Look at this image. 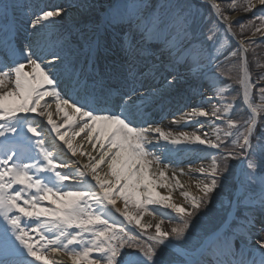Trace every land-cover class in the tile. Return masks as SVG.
I'll return each mask as SVG.
<instances>
[{"label": "snow or ice", "instance_id": "6c2138e0", "mask_svg": "<svg viewBox=\"0 0 264 264\" xmlns=\"http://www.w3.org/2000/svg\"><path fill=\"white\" fill-rule=\"evenodd\" d=\"M225 2L226 10H222L216 0H212L211 7L217 23L224 24L225 31L231 36L236 34L232 31L228 12L252 13L247 22L243 18L234 22L241 34L247 30L251 36L245 37L247 44L244 39L239 40L238 50L230 51L228 56L236 57L238 51L247 53L250 47L264 43V0H243L239 5L237 0ZM12 7L0 0V18L6 19ZM64 14L63 7L32 13L23 23L35 40L23 51L13 46L15 26L0 25V47H6L10 52L5 59H0V137L6 144L13 143L8 141L9 135L25 136L30 142L36 138L31 149L35 155L25 158L23 152L7 146L0 152V264H18L9 258L13 249L23 250L42 264H64L56 259L60 254L67 256L71 264H212L210 260L188 258L180 251L179 243L176 245L177 261L169 248L173 241L187 243L194 213L211 204L212 194L228 171L227 161L244 156L249 172L259 171L264 178V149L258 158L251 152L257 117L264 113V74L259 75L254 84L247 58L241 57L238 83L250 115L240 127L236 121L226 120L228 130L224 136H233L232 130L236 129V139L232 141V150L220 154V160L213 156L207 168L192 169L188 165L190 170L205 175V180L197 181L200 195L191 196L190 210L172 202L171 190L174 187L184 189L178 176L184 175L185 169L178 167L179 162L172 161L169 156L186 152L193 146L220 149L224 143L221 136L217 134L212 140L207 134L173 132L139 120L141 105L152 95L140 90L144 71L139 64L145 62L147 68L146 61L150 57L143 54L145 50L139 45L128 47L123 36L108 33L111 20L107 21L103 32L97 29L89 33L78 29L81 39L76 41V48H72L68 40L63 43L58 40L46 49L41 48L42 33ZM180 19L186 34L195 33L200 21L190 7L186 13L181 11ZM257 20L259 25L255 23ZM209 32L212 35L208 39H215L212 28ZM257 35L259 41L254 39ZM110 53L118 56L119 64L113 61L99 70L98 65L108 60ZM17 56L23 59H17ZM113 78L123 82L115 100L108 84ZM65 80L69 89H78L76 98L61 90L60 83ZM166 82L170 87L175 83L174 79ZM257 85L259 104L254 102L252 93ZM224 91L221 88L217 95L223 97ZM45 97L52 99L56 113H63L61 123L53 119V104L45 101ZM109 104L113 107H108ZM228 111L227 104L223 113L220 107H213L210 112L203 107H192L182 118L188 122L209 116L223 120ZM77 114L79 119L74 121ZM37 118L46 119L55 138L66 146L71 157L87 156V162L82 159L58 160L54 151L45 147L43 132L34 122ZM73 124L78 130H73L71 136L67 130L61 131L62 127ZM82 133L81 141L74 143V138ZM261 138L264 139V132ZM85 141L91 145L90 151L84 148ZM73 164H76L75 168ZM161 188L169 194H162L158 190ZM180 195L187 200L190 193L185 189ZM118 201L122 202L123 208L117 206ZM44 202H48V206ZM151 205L170 209L177 214L178 222L165 229L166 217L150 208ZM113 211L129 223L135 221L142 229L154 227V234L141 242L139 237L109 218ZM145 216L156 222L141 224ZM167 219L171 224L174 217ZM254 223L249 220L246 227L254 226ZM39 241L43 243L38 246ZM208 248L231 251L232 243L227 235H218L209 239ZM260 248L259 264H264V241L260 242ZM232 254L236 255L235 252ZM240 257L235 261L219 260L217 264H255L254 260L244 259L242 253Z\"/></svg>", "mask_w": 264, "mask_h": 264}, {"label": "rangeland", "instance_id": "374dc122", "mask_svg": "<svg viewBox=\"0 0 264 264\" xmlns=\"http://www.w3.org/2000/svg\"><path fill=\"white\" fill-rule=\"evenodd\" d=\"M49 1L53 2V0ZM59 1L63 3V1ZM208 1L212 3V0ZM3 2L13 7L9 9L6 19L0 18V25H14L13 18L15 10L23 6L29 8L33 6L32 0H3ZM96 2L100 3L99 7L102 9L100 24L97 25L93 20H87V18L74 19L71 22L73 25H77V33L75 34H80L78 29H85L89 33L97 29L103 32L107 26V21L111 20V26L107 27L108 33H111L113 36H123L128 47L139 45L143 49L144 46L136 42L133 32L127 34L126 31L129 28H132V31H134V29L140 27L150 36L147 47L144 48V50L148 51L146 56L150 57L146 61L150 67L152 65H160L162 57L159 58V54L156 53L157 46L165 45L164 51L167 56L174 55L177 60L168 67V71L164 74L166 81L170 79L175 80V74L180 73L179 67L186 68L192 75V85H194L192 87L195 90L194 94H188L187 92L188 98H190L189 100L192 103L198 104L201 102L198 107L207 108L208 106L211 110L213 107H220L222 113L224 105H229L228 114L223 120H217L212 116L206 119V123L212 132L213 140L219 134L224 143L221 144L220 149L206 148V153L204 154L205 160L210 165L213 156L217 160H220V154L232 150L234 147L232 141L236 139V129L232 130L233 136H224V132L228 130L226 120L232 119L236 121L237 127H240L250 115V110L243 101L242 89L238 83L240 59L246 56L250 78L254 84L258 76L261 75L257 74V72L261 68L264 69L262 67L264 66V43L250 47L247 53L238 51L236 57L228 56L230 51L238 50L239 40L244 39L245 44H247L248 40L245 37L251 36V32L247 30L241 34L239 27L234 22L241 18L247 22V19L252 17V13H244L239 10L228 12V15L231 17L232 31L236 34L235 36H231L225 31L224 24L217 23L214 9L205 0H96ZM216 2L220 4L222 10H226L227 5L225 0H216ZM242 2L243 0H237L238 5ZM87 5L82 0H66L65 4H63L64 9H74L76 15L83 14V9ZM189 7L196 13L200 23L195 33L188 32L186 34L183 30L180 16L181 11L185 10L186 13ZM255 23L259 25L260 22L257 20ZM209 28H212L216 34V38L213 40L208 39L212 35L209 32ZM254 39L259 41V35L254 37ZM154 55L156 57L152 59ZM226 56L228 57L227 59H225ZM4 58L5 53L0 48V59ZM117 59L115 58L114 61L119 64V60ZM112 63L113 61H110V64ZM258 87L259 85L252 89L253 100L257 104L260 103ZM221 88L225 89L223 97L217 95ZM204 95L207 98L201 101ZM155 103L156 107L149 111V117L151 116L153 119L158 117L159 120L157 119L156 121H164L167 117L174 120L175 117H178L177 114H174L160 118L158 114L168 112L169 107H166L167 103L165 102L160 103L155 101ZM109 107L111 108V106ZM164 114L166 115V113ZM262 132H264V113H261L257 117V127L254 130L251 140V152L257 158L262 149H264V139L261 138ZM27 135L30 136L31 134ZM7 139L13 143L6 144L5 139L0 137V152L7 146L15 147L18 152H23L25 158L29 155L36 154L31 150L36 139L35 137L32 138L31 142L22 135H9ZM225 144L227 147H225ZM45 147H47L46 144ZM236 150L239 152V149ZM227 163L229 165L228 171L220 181L219 187L212 194L211 204L202 206L194 213L187 243L183 244V242L173 241V245L181 244L180 249L184 250L188 258L194 257V251H197L210 235L220 231L228 221L230 213L235 210L227 228L220 231V236L227 235L231 240L232 250H209L207 248L206 254L199 260H210L212 264H217L219 260H238L241 258L240 254L242 253L244 259L249 261L254 260L255 264H259L262 258V249L254 241V228L257 227L258 218L260 219L263 217L261 215L264 214V203H262L264 201V178L261 177L259 171L256 173L249 172L244 156H240L235 160H229ZM177 166L182 168L184 166L183 161H179ZM234 201H236V204ZM44 204L48 206L46 202ZM149 207L155 208L162 216L166 217L164 222L165 229L178 222L177 214L170 209L157 205H151ZM188 208L190 209V205ZM170 216L174 217L171 224L167 219ZM109 218L116 220L123 227L127 225L124 217L114 211L110 214ZM249 220L255 222L254 226L246 227L247 221ZM132 223L135 222L133 221ZM136 226L137 229L128 227L126 231L133 236L139 237L141 242L147 241V236L155 232L154 227L142 229L140 226ZM33 235L34 239L38 240V237H35V234ZM47 235L51 236L52 233H48ZM42 243L43 241H39L38 246ZM0 247H2V244H0ZM169 252L176 256L178 261V251L170 247ZM232 252H235L236 255H233ZM16 254L27 255L23 250L13 249L11 255Z\"/></svg>", "mask_w": 264, "mask_h": 264}, {"label": "bare ground", "instance_id": "6f19581e", "mask_svg": "<svg viewBox=\"0 0 264 264\" xmlns=\"http://www.w3.org/2000/svg\"><path fill=\"white\" fill-rule=\"evenodd\" d=\"M63 3H61L59 0H53V2H50L49 0H32V7H22L19 9H16L14 12V32H13V46L18 51H23L24 47L26 45L32 44L35 40V37L32 36L31 30H25L26 26L24 25V21L31 17L32 13H39L42 10L52 9L56 7H62L63 4H65L66 0H61ZM86 2L88 5L85 6L83 9V14L76 15L74 9H67L65 8V14L62 18H56V21L54 25L46 32L42 33L44 36V39L40 41V47L41 48H47L50 47L53 43H56L58 40L60 43H63L64 40L69 41V45L72 48H76L77 44L76 41L81 39V34H75L77 25H73L71 21L74 19H83L87 18V20H93L97 25L101 22V8L99 7L98 2L96 0H82ZM209 2L208 0H205ZM211 4V2H209ZM64 8V6H63ZM69 29H71V33L69 34ZM141 30V31H140ZM127 34H131L133 32V35H135L136 42L140 43L141 46L147 47V44L149 42V35L146 31L141 29L140 27H137L132 31V28L126 29ZM139 33V34H138ZM138 38H137V37ZM4 53L5 58L6 55H9L10 52L6 47H0ZM143 48V49H144ZM165 45L157 46L156 53L159 54L158 57H162V60L160 61V65H152L151 67L148 65L147 68L144 67V62H140L139 67L144 71V76L142 77V84L143 87L140 89L143 92H150L152 95L141 105L140 111L138 113V118L140 121H146L151 122L157 125L162 126L165 128V130L171 129L173 132H180V131H186V132H196L197 134H207L209 139L213 140L212 132L210 131V127L206 123L207 117H196L191 122H188L186 119H183L185 113L190 111L192 107H198L199 102L192 103L190 98H188V94H194L195 90L192 86V75L187 71L186 68L179 67V74H175V83L173 86H169L166 83V79L164 78V74L168 71V67L174 63L176 58L174 55L167 56L166 52L164 51ZM148 51H144V55H146ZM44 53H41L43 55ZM156 57L155 55L152 56V59ZM4 58V59H5ZM74 58V57H73ZM115 58H118L114 53L109 54V59L106 61H102L100 65H98V69L102 70L105 64H110V61H114ZM17 59H23L22 56H17ZM119 60V58L117 59ZM116 60V61H117ZM174 66V65H173ZM28 70V69H26ZM264 69L261 68L257 72V74H263ZM181 74V75H180ZM122 80L118 78H113L108 81L109 86H111L112 92H113V99L115 100L118 98L119 92L118 90L122 88ZM60 88L63 92H68L69 95H71L73 98H76V92L78 89L71 88L69 89L66 80L62 81L60 83ZM117 89V90H116ZM154 89V90H152ZM253 92V90H252ZM155 93V94H154ZM207 98L206 95H204L201 99V101H204V99ZM158 101L160 103H167L166 107H169L168 112L166 115L161 112L158 114L160 118L167 117L169 115L177 114V118L175 117V121L177 123H173L172 119L167 117L164 121H156L159 120L158 117L151 118L148 114L149 111L156 107L155 101ZM45 101L48 103L53 104V119L59 124L63 120V113H56L55 111V104L52 101L51 98L45 97ZM45 101H42L44 103ZM177 101V102H176ZM190 101V102H189ZM139 103V102H138ZM112 104H109L108 107ZM188 106V107H187ZM185 107V108H184ZM189 108V109H188ZM187 109V110H186ZM209 112L211 111L210 107L207 106L205 108ZM67 111V109H65ZM71 115V113H69ZM34 115V114H30ZM75 120H78V114L74 118ZM40 126V129L43 132V137L45 140L46 146L54 151V154L58 160H64V161H76L77 159H82L84 162H87L88 157L85 156L83 158L78 157H71V154L67 151L66 146H62V142H60L58 139L55 138V133L51 131V126L47 124L46 119L44 118H37L35 121ZM199 122V123H198ZM200 124L203 126L201 127ZM68 131L69 136L72 135L73 130H78V128H75V125H69L66 128L62 127L61 131ZM84 134L82 133L80 137H75L73 142L77 143L81 141ZM67 138V137H66ZM84 148L87 150H91V145L85 141L83 144ZM206 153V147L205 146H199V147H191L186 152H180V153H172L169 156V159H171L174 162L183 161L184 166L182 168L185 169L184 175H179L178 179L180 182L184 185V189H180L179 187H174L171 190V196H172V202L183 205L185 207H188L191 204V196H199L200 193L196 187L197 181H203L205 180V175L201 174L196 171H192L188 168V165L190 164L192 166V169L199 168L201 166L205 167L209 165V163L205 160L204 154ZM95 155V152L92 153ZM76 167V164H73V168ZM241 169V167H240ZM65 171V170H62ZM169 176H171V172H169ZM174 183V182H173ZM187 190L190 193L189 198L186 200L183 196L180 195L181 191ZM162 194H169L167 190L165 189H158ZM240 191V189H239ZM236 204V201H234ZM48 204V202H46ZM118 207L123 208L122 202L118 201L117 204ZM235 206V205H234ZM234 210L230 213L229 218H232ZM260 219L257 220V227H255V243L260 246V242L264 241V214L261 215ZM135 222V221H134ZM155 223L151 217L145 216L141 220V224L144 223ZM126 226L124 228L131 227L132 229H137V224L135 223H129L126 220ZM217 233L210 235L205 242L197 249V251H194V257L193 259H200L206 254V250L208 248V241L209 239H214ZM171 248L174 250H177L176 245H172ZM180 251L184 252L183 249H180ZM14 261H17L18 264H42L41 261H35V258L29 257V256H23V255H16L11 258ZM56 259L62 260L64 264H71V261L67 256H64L63 254H60L56 257Z\"/></svg>", "mask_w": 264, "mask_h": 264}]
</instances>
